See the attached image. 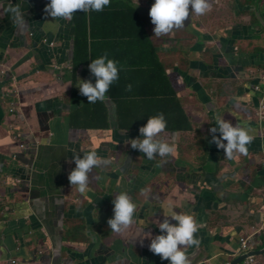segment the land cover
Segmentation results:
<instances>
[{
  "label": "crops",
  "instance_id": "1",
  "mask_svg": "<svg viewBox=\"0 0 264 264\" xmlns=\"http://www.w3.org/2000/svg\"><path fill=\"white\" fill-rule=\"evenodd\" d=\"M48 2L0 0V264H169L137 236L160 235L171 211L194 213L203 225L200 246L186 249L190 264H231L264 250V122L253 92L264 70V29L254 12L264 21V7L212 0L207 14L193 12L183 29L156 37L148 15L154 0H130L190 124L186 133L166 132L174 153L150 161L128 144L140 133L118 129L110 99L107 128L88 129L87 112L80 116L86 128L71 127L83 106L79 80L95 77L89 68L88 78L73 71L71 20L45 27ZM9 4L21 6L26 29L5 12ZM217 116L253 130L247 155L227 159L211 142ZM92 150L111 163L92 170L82 194L68 175L72 159ZM122 191L137 209L117 234L107 221ZM253 261L264 264V254Z\"/></svg>",
  "mask_w": 264,
  "mask_h": 264
},
{
  "label": "clouds",
  "instance_id": "2",
  "mask_svg": "<svg viewBox=\"0 0 264 264\" xmlns=\"http://www.w3.org/2000/svg\"><path fill=\"white\" fill-rule=\"evenodd\" d=\"M110 4L111 0H49L44 12L52 18V22H45V27L58 29V21L61 19L70 21L77 12H102ZM211 8L212 0H154L148 12L151 23L155 26L154 36L161 37L183 29L185 21L193 12L202 16L210 12ZM5 12L11 13L13 23L18 30L27 28L25 13L21 11L19 4L15 6L9 4ZM88 68L95 77V83L93 84L90 80H79L80 94L87 98L88 104L107 101L109 99L107 93L119 79V74L123 70L122 66L118 65V61L109 59L108 53L104 52L103 55L92 60ZM126 90L131 91L132 85L129 84ZM215 123L217 126L209 129L213 134L211 142L218 149H223L224 157L231 160L237 158V154H248V145L255 139L251 128L233 126L219 116L215 117ZM166 129L167 120L163 113H158L149 117L147 123L139 128L142 138L131 139L128 144L132 149L143 153L150 161L157 156H169L175 151V139L174 135L166 133ZM217 132L220 134L219 137L215 135ZM72 161L75 168L70 171L68 181L82 194L89 190V174L92 170L103 169L111 163L108 159L100 157L95 150L88 151L83 156L77 155ZM112 204L113 216L107 221L108 227L114 233L123 234L135 222L137 204L127 191L120 192ZM172 204L173 202L169 201V208ZM168 218L176 223H171ZM201 227L203 225L196 219L194 213L171 211L163 222H159L160 235L150 237L139 231L137 238L140 236L149 238V250L158 255L161 260H168L169 264H190L186 249L200 246L198 232Z\"/></svg>",
  "mask_w": 264,
  "mask_h": 264
},
{
  "label": "trees",
  "instance_id": "3",
  "mask_svg": "<svg viewBox=\"0 0 264 264\" xmlns=\"http://www.w3.org/2000/svg\"><path fill=\"white\" fill-rule=\"evenodd\" d=\"M71 22L75 28L74 72L82 69V76L88 78V65L104 52L123 68L107 93L116 107L119 130L139 132L148 118L158 113H163L167 120L166 132L186 133L190 129L188 118L145 32L144 22L130 0H111L110 6L102 12H77ZM129 84L131 91L126 90ZM81 97L83 106L71 116V127L86 128L81 125L80 116L87 112L88 129L107 128L104 102L88 104L87 98Z\"/></svg>",
  "mask_w": 264,
  "mask_h": 264
},
{
  "label": "built area",
  "instance_id": "4",
  "mask_svg": "<svg viewBox=\"0 0 264 264\" xmlns=\"http://www.w3.org/2000/svg\"><path fill=\"white\" fill-rule=\"evenodd\" d=\"M253 92L259 97L256 117L259 119V121L264 122V70L259 74L257 81L253 87ZM10 113L15 114V109H11ZM259 232L264 235V224L261 226ZM248 245V241L241 242V250L246 251L248 249ZM253 262V257H249L245 261L246 264H253Z\"/></svg>",
  "mask_w": 264,
  "mask_h": 264
},
{
  "label": "water",
  "instance_id": "5",
  "mask_svg": "<svg viewBox=\"0 0 264 264\" xmlns=\"http://www.w3.org/2000/svg\"><path fill=\"white\" fill-rule=\"evenodd\" d=\"M255 6L256 8H263L264 7V0H256L255 2ZM255 16L257 17L258 21L260 22L262 29H264V21L258 16V11L254 12ZM264 254V250H262L259 253H249L247 256L241 257L239 259H236L234 262H232L231 264H238L241 262L246 261L249 257H256V256H260Z\"/></svg>",
  "mask_w": 264,
  "mask_h": 264
}]
</instances>
